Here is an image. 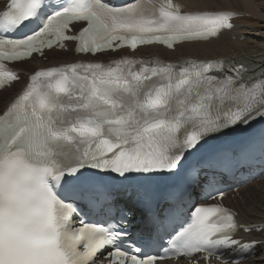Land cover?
Instances as JSON below:
<instances>
[{
    "label": "snow or ice",
    "instance_id": "6c2138e0",
    "mask_svg": "<svg viewBox=\"0 0 264 264\" xmlns=\"http://www.w3.org/2000/svg\"><path fill=\"white\" fill-rule=\"evenodd\" d=\"M235 15L174 0H0V90L19 79L5 61L71 42L93 56L173 48L219 38ZM247 71L224 58L130 56L35 70L0 113V264H242L257 242L234 236L261 225L238 224L221 204L178 206L174 194L161 203L156 185L229 133L260 123L264 144V68ZM201 179L202 199L223 197V175L197 171L194 185ZM138 210L146 227L133 231Z\"/></svg>",
    "mask_w": 264,
    "mask_h": 264
},
{
    "label": "bare ground",
    "instance_id": "6f19581e",
    "mask_svg": "<svg viewBox=\"0 0 264 264\" xmlns=\"http://www.w3.org/2000/svg\"><path fill=\"white\" fill-rule=\"evenodd\" d=\"M176 1L182 5L184 11L186 9H223L237 13L238 15H235L231 21L234 28L231 31L223 32L219 38L202 42H178L174 44L173 48H168L163 44L139 45L136 50L123 47L93 56L92 54L76 53L74 51L75 44L73 43H69L65 49L59 50L54 47L48 52L45 51V56H48L46 60L35 56L30 60L14 65L20 79L11 87L0 90V113L21 90L29 75L37 69L53 67L58 64L64 65L78 61H110L119 59L122 56L143 59L158 57L165 62L224 58L234 61L236 66L244 64L248 69L243 74L245 78L258 75L259 70L264 68V39L259 42L244 35L248 30L247 24H257L249 22L248 19L264 17V0H235L236 3H240L242 6H235L229 0ZM249 14L251 17H246ZM80 26L73 27L71 34H75ZM261 35L264 36V33ZM261 37H259V40ZM224 202L237 212V218L244 226L261 225L262 230L242 231L240 233V237L247 243L260 242L257 243L254 254L243 260L242 264H264V178L250 182L237 192L230 193L224 198Z\"/></svg>",
    "mask_w": 264,
    "mask_h": 264
},
{
    "label": "rangeland",
    "instance_id": "374dc122",
    "mask_svg": "<svg viewBox=\"0 0 264 264\" xmlns=\"http://www.w3.org/2000/svg\"><path fill=\"white\" fill-rule=\"evenodd\" d=\"M229 1L232 2V4L235 6H242L240 3H236L235 0H229ZM225 3H228V2H225ZM246 17H251V15L249 14ZM245 20H247V19H245ZM248 20L251 23H257L258 25L257 24H247L248 30L244 35L247 37H250V39H252V40H256V41L261 42L264 39V36L261 35L264 33V17H262V18L253 17V18L248 19ZM259 37H261L260 40H259Z\"/></svg>",
    "mask_w": 264,
    "mask_h": 264
}]
</instances>
